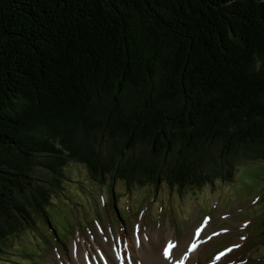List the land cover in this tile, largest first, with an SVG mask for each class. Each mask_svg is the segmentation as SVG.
I'll use <instances>...</instances> for the list:
<instances>
[{
    "label": "trees",
    "instance_id": "16d2710c",
    "mask_svg": "<svg viewBox=\"0 0 264 264\" xmlns=\"http://www.w3.org/2000/svg\"><path fill=\"white\" fill-rule=\"evenodd\" d=\"M260 157L264 0H0L1 246L51 222L37 168L182 189Z\"/></svg>",
    "mask_w": 264,
    "mask_h": 264
},
{
    "label": "rangeland",
    "instance_id": "374dc122",
    "mask_svg": "<svg viewBox=\"0 0 264 264\" xmlns=\"http://www.w3.org/2000/svg\"><path fill=\"white\" fill-rule=\"evenodd\" d=\"M115 144L102 146V159L114 156ZM210 149L215 151L214 146ZM208 155L211 152L204 156ZM59 167L66 179L58 170H36L55 183L46 207L52 223L39 216L8 236L0 245V264H79V260L86 264L81 256L86 248L105 262L109 256L105 246H116L130 257L127 239L139 241L144 234H154L150 245L159 254L167 241H175L181 254L196 238H209L196 250V264H264V157L243 158L231 167L230 176L222 170L202 186L182 189L166 182L156 189L127 183L123 176L113 181L107 170L102 180L100 171L91 172L87 163L75 159ZM92 173L101 183L93 180ZM207 217L208 227L197 235ZM229 244V252L215 260L214 254Z\"/></svg>",
    "mask_w": 264,
    "mask_h": 264
},
{
    "label": "bare ground",
    "instance_id": "6f19581e",
    "mask_svg": "<svg viewBox=\"0 0 264 264\" xmlns=\"http://www.w3.org/2000/svg\"><path fill=\"white\" fill-rule=\"evenodd\" d=\"M208 227V226H207ZM171 231V230H170ZM168 232V237L172 235L171 232ZM154 234H151L149 237L147 234H144V239L139 241H134L130 238L127 239L128 249L130 250L131 257L123 255L116 246H105L106 253L109 255L106 262H101L97 256L91 255L86 249L82 250V257L85 260L86 264H174L179 257L177 246L174 248L172 255L169 258L164 257L162 254H159L154 248L151 247L150 238ZM174 235V233H173ZM94 243V241H93ZM201 243L194 251L190 252L189 248L183 252V255L187 257L186 264H196L195 257L196 250L202 245ZM95 246V244H94ZM99 248V245H97ZM96 248V247H95ZM100 251H103L100 249ZM129 252V251H128ZM127 252V253H128ZM97 254V253H96ZM78 257V255H77ZM79 258V257H78ZM103 258V257H102ZM106 258V255H105ZM81 264V261L78 262Z\"/></svg>",
    "mask_w": 264,
    "mask_h": 264
}]
</instances>
